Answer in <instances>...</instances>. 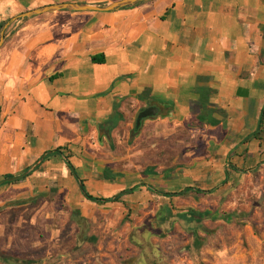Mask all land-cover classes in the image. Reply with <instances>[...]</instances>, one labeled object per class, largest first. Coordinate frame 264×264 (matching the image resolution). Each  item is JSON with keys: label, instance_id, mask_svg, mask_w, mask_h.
<instances>
[{"label": "crops", "instance_id": "crops-1", "mask_svg": "<svg viewBox=\"0 0 264 264\" xmlns=\"http://www.w3.org/2000/svg\"><path fill=\"white\" fill-rule=\"evenodd\" d=\"M112 1L0 0V208L31 203L38 212L50 202L74 230L111 233L95 261L110 257L119 235L102 217L158 203L150 226L162 232L171 203L187 197L197 208L180 213L210 218L181 220L202 227L222 217L224 202L264 192V140L250 138L264 107V0H145L18 19L53 4ZM153 104L159 113L133 132ZM81 187L94 199L120 197L90 202Z\"/></svg>", "mask_w": 264, "mask_h": 264}, {"label": "rangeland", "instance_id": "rangeland-1", "mask_svg": "<svg viewBox=\"0 0 264 264\" xmlns=\"http://www.w3.org/2000/svg\"><path fill=\"white\" fill-rule=\"evenodd\" d=\"M34 206L27 203L24 210L9 212L0 208V264H264V192L224 202L221 210L226 214L215 218L219 222L212 220L202 227L189 224L190 228L176 215L187 206L197 208V200L179 197L171 203L176 212L172 224H159L162 235L158 238L144 239L147 231H137L158 224L154 219L158 203L132 215L126 212L116 221L111 214L102 217L100 221L108 219L119 235L111 240L116 247L110 257L98 261L92 257L105 254L111 233L98 239L100 234L90 236L89 229L74 230L72 217L51 215L54 206L50 202L38 212ZM246 226L257 241H248ZM134 239H140L143 247L135 246ZM98 241L103 245L99 251L95 248Z\"/></svg>", "mask_w": 264, "mask_h": 264}, {"label": "water", "instance_id": "water-1", "mask_svg": "<svg viewBox=\"0 0 264 264\" xmlns=\"http://www.w3.org/2000/svg\"><path fill=\"white\" fill-rule=\"evenodd\" d=\"M145 0H116L104 5H91L85 3H60L53 4L48 6L39 7L37 9L27 11L18 16V19L25 20L38 15L48 14V13H57V12H71V13H79V12H112L119 9L127 8L129 6L141 3ZM3 32L0 33V48L4 42ZM160 108L153 104L140 111L134 121L133 132L139 130L141 122L144 119H150L155 117L159 113ZM14 179H7L6 181H13ZM2 181H0V184Z\"/></svg>", "mask_w": 264, "mask_h": 264}, {"label": "trees", "instance_id": "trees-1", "mask_svg": "<svg viewBox=\"0 0 264 264\" xmlns=\"http://www.w3.org/2000/svg\"><path fill=\"white\" fill-rule=\"evenodd\" d=\"M139 4V3H138ZM123 9H125V8H123ZM3 26H4V23H0V31L2 30V28H3ZM92 61L93 62H97V63H101L102 62V59H96V58H93L92 59ZM200 119V118H199ZM199 121H201L202 122V119L201 120H199ZM209 123H211V121H209ZM211 124H215L214 122H212ZM250 138H252V139H257V140H264V107L262 108V110H261V113H260V117H259V120H258V124H257V129H256V131L250 136ZM11 176H9V177H5V178H10ZM81 190L83 191V189H82V187H81ZM188 190H192V192H194L195 194H207L206 192H204V191H199V190H193V189H187V191H185V192H189ZM83 194H84V196H85V198L88 200V201H90V202H106V201H111V202H117L118 201V199H119V197H120V195L119 196H117V197H115V198H113V199H108V200H102V199H94V198H92V197H90V196H88L87 194H85L84 193V191H83ZM161 195L163 196V197H169V198H171V197H175V196H180L181 195V193L179 194H168V193H165V194H162L161 193ZM157 219H159V220H161V221H163L166 217H165V215H161V216H158L157 215V217H156ZM177 218H179V219H191V220H198V221H201V220H203V219H206V218H210V216H209V214H201V213H198V212H196V211H194V210H189V211H187L186 213H180V214H178L177 215ZM211 220V219H210ZM145 228H143V229H137V231L140 233H142V231H143V233L145 232V231H147L146 233L147 234H145V236H144V239H145V237L146 238H149V237H156V238H158V237H161V232H160V230L158 229V228H156V226H149L148 228H146L145 230H144ZM142 230V231H141ZM143 239V242L146 244V243H148L146 240H144ZM133 243H134V245L135 246H137V247H143V244L141 243V240L140 239H134L133 240ZM145 261V260H144ZM148 261H150V258L148 259Z\"/></svg>", "mask_w": 264, "mask_h": 264}]
</instances>
